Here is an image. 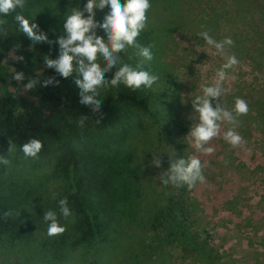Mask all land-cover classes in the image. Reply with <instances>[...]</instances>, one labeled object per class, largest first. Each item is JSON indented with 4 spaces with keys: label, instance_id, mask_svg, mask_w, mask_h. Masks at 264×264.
<instances>
[{
    "label": "trees",
    "instance_id": "1",
    "mask_svg": "<svg viewBox=\"0 0 264 264\" xmlns=\"http://www.w3.org/2000/svg\"><path fill=\"white\" fill-rule=\"evenodd\" d=\"M171 1L158 6L166 18L163 26L170 29L175 15L178 26L183 24L195 37H199L193 29L196 25L205 24L210 31V26H217L218 20L230 16L218 0H207L213 4L192 20L183 14L180 4L177 7ZM87 2L81 0L74 5V0H26L23 9L17 8L7 16L0 14L6 33L0 35V84L4 89L0 96V156L13 163L15 152L34 167L45 161L53 163L54 170L66 168L71 177L69 185L59 186L53 198L50 194L40 195L12 177L5 179L3 174L10 167L0 165V264H167L163 248L171 243L183 252L192 251L206 259L212 249L205 244L203 232L192 216L189 187L161 183L157 192L151 179L152 184L145 185L140 175L132 171L125 152L113 151L131 135L133 111L148 114L161 131L174 126L182 132L172 99L176 79L159 66L160 51L153 30L147 28L137 38L141 46H151L152 61H143L135 48H127L120 56L133 67L143 64V70L158 76V81L151 89L137 91L123 84L101 89L97 97L102 101L101 111L94 113L80 103V90L74 83L76 73L65 79L45 67L44 56L57 59L59 44H34L15 20L17 14H22L31 22L36 14L32 5L44 4L57 11L51 14L50 26L43 31L50 41H56L64 35L65 19L72 8L83 11ZM94 11L95 21L102 23L110 9ZM238 13L241 16L237 12L233 20L239 18ZM88 15L85 12L84 18ZM95 32L105 37L102 29ZM97 62L103 68V58L98 56ZM15 71L24 74L23 81L13 79ZM115 71L111 69L105 79L111 80ZM52 77L58 85L37 84L32 90L25 89L30 79L42 83ZM82 116L87 118L83 128L77 124ZM177 135L173 133L168 140L162 133L157 143L161 172L168 171L172 162L189 158ZM33 138L42 141L43 148L37 158L25 157L21 146ZM9 174L13 176L11 170ZM65 197L72 213L68 218L61 215L59 207V200ZM9 210L13 215L5 219L3 213ZM49 210L66 228L62 235L53 238L47 235L50 222L43 219Z\"/></svg>",
    "mask_w": 264,
    "mask_h": 264
},
{
    "label": "rangeland",
    "instance_id": "2",
    "mask_svg": "<svg viewBox=\"0 0 264 264\" xmlns=\"http://www.w3.org/2000/svg\"><path fill=\"white\" fill-rule=\"evenodd\" d=\"M80 1L74 0V5ZM163 1L150 0L146 29L153 30L157 40L160 68L176 79L172 99L182 132H177L179 130L174 126L161 131L148 114L133 111L134 129L122 144L113 147V151L125 152L132 171L140 175L145 185L153 183L157 192L161 188V168L154 167L152 160L156 155L161 159L156 147L162 133L169 140L176 132V138L183 141L188 156L199 158L203 165L205 182L189 188L188 204L203 232L202 239L212 252L205 259L192 251L183 252L176 243H171L163 248L167 264H264V0H218L230 16L218 20L217 26H210L213 32L205 24L193 28L197 34L208 31L217 41L225 37L233 39L234 47L228 49L227 55L234 54L240 63L229 70V79L223 84L227 91L220 97V102L225 109L233 111L234 116L237 98L245 100L249 107L248 114L236 117L235 124L221 122L219 135L207 145L214 148L210 155L197 151L188 134L190 128L199 123L191 103L203 94L202 86L214 85L216 72L226 59L213 56L215 49L209 48L201 37H195L183 24L179 27L175 15L171 18L170 29H165L163 22L166 18L158 11ZM171 2L177 7L180 4L183 14L192 20L202 13L204 7L213 4L207 0ZM120 3L123 5L124 0ZM32 8L36 14L32 13L31 22L46 32L51 14L57 11H51L44 4H34ZM237 12L241 16L238 13L239 18L233 20ZM121 63L129 64L128 59H122ZM231 76L236 79L232 80ZM3 94L0 84V96ZM218 102L212 101L213 107ZM229 129L241 135L246 143L233 148L224 140V133ZM20 158L13 152V163L3 174L5 179L12 177L26 183L44 196L53 195L59 186L69 185L71 177L66 168L54 170L53 163L46 161L34 167ZM10 170L13 176L9 174Z\"/></svg>",
    "mask_w": 264,
    "mask_h": 264
},
{
    "label": "clouds",
    "instance_id": "3",
    "mask_svg": "<svg viewBox=\"0 0 264 264\" xmlns=\"http://www.w3.org/2000/svg\"><path fill=\"white\" fill-rule=\"evenodd\" d=\"M26 0H0V14L7 16L15 12L17 8L23 9ZM105 7L110 9L102 23L95 21L94 9L103 10ZM151 9L150 0H124L123 5L120 0H88L81 11L79 7L72 8V12L65 19L63 26L64 35H61L56 41H50L48 35L39 29L38 24L30 22L22 14H17L15 20L18 22L19 29L34 44L57 43L59 44V56L57 59H51L45 55L43 63L46 68L54 69L61 77L68 79L77 74L74 80L75 85L80 90L79 100L82 105L91 108L94 113L101 111L102 101L97 99L99 91L107 87L118 88L121 84L137 91L140 89H151L158 81L159 77L143 70V64H137L136 67L127 63H121L120 53L127 48L138 49V55L143 61L153 60L151 46H141L137 43V38L148 25L147 13ZM89 15L84 18V13ZM4 21L0 19V35H6L4 30ZM203 27V26H202ZM100 28L104 31L105 37L96 35L95 30ZM201 37L209 48L215 49L213 56H223L226 62L216 72V80L212 86H202V95L197 96L192 101V108L198 114L199 123L190 128L188 134L193 138L194 147L197 151L210 155L214 148L207 145L219 135L221 122L229 124L236 123V117L247 115L249 112L248 104L245 100L237 98L233 111L225 109L220 97L227 91L223 87L226 80L229 79V70L239 65L237 57L227 55L229 48L234 47V41L231 37H225L217 41L208 31H201L197 34ZM98 56L105 62L103 68L98 63ZM22 60L23 57H15ZM121 66L117 68V65ZM116 71L111 80L105 79V74L111 69ZM24 74L16 72L13 76L15 81H23ZM235 80V76L230 77ZM40 84L41 87L49 85H58L54 77L43 80L30 79L25 85V89L32 90ZM212 101H219L213 107ZM86 117H81L77 122L78 127L83 128L86 123ZM99 123V121H97ZM224 140L233 148L246 143L241 135L236 131L229 129L224 133ZM43 148V143L39 139H30L21 146L25 157L37 158ZM13 150L10 143L9 152ZM11 161L4 156H0V165L9 166ZM152 165L161 168L162 161L158 155L153 157ZM161 183L167 185L172 183L177 186L187 185L194 187L198 182L204 183L203 165L199 158L193 156L188 159L180 158L170 164L168 171H163L159 175ZM55 198V193H53ZM67 198L59 200L60 213L64 218L72 215L67 206ZM11 210L5 211L3 217L6 219L12 216ZM19 215V213H18ZM43 219L50 222L47 229L49 238L62 235L66 228L58 223L57 214L54 211L45 212Z\"/></svg>",
    "mask_w": 264,
    "mask_h": 264
}]
</instances>
